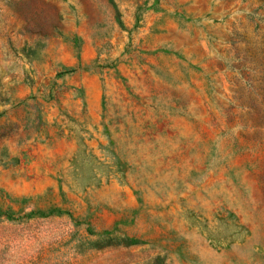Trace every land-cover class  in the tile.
Returning <instances> with one entry per match:
<instances>
[{
    "label": "rangeland",
    "instance_id": "rangeland-1",
    "mask_svg": "<svg viewBox=\"0 0 264 264\" xmlns=\"http://www.w3.org/2000/svg\"><path fill=\"white\" fill-rule=\"evenodd\" d=\"M0 264H264V0H0Z\"/></svg>",
    "mask_w": 264,
    "mask_h": 264
}]
</instances>
